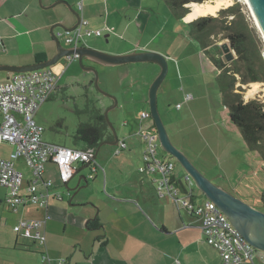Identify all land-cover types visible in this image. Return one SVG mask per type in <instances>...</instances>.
I'll return each mask as SVG.
<instances>
[{"label": "rangeland", "instance_id": "obj_1", "mask_svg": "<svg viewBox=\"0 0 264 264\" xmlns=\"http://www.w3.org/2000/svg\"><path fill=\"white\" fill-rule=\"evenodd\" d=\"M37 1L40 7H45L43 0ZM126 2L128 6L115 5L118 11L109 16L108 26L113 25L115 31L108 37H105L108 32L104 30L102 24L94 26L91 18H85L88 28L101 29L102 33L100 36H84L81 43L107 52L105 49L112 42V38L119 36L140 42V45H145L149 42V47L159 48L160 51H166L164 48L166 44L171 49L174 48V44L170 42L173 33L181 34L183 29L179 18L173 13L166 0H126ZM235 2L240 3L247 21L254 28L256 34H253V36L256 35L255 38L260 40L262 56L264 57V38L256 26L250 8L242 0H233V3ZM74 3L75 7H77L78 0H75ZM61 7V4H56L52 8ZM109 8L111 11L110 6ZM104 15H106V12L101 17L97 16V18L102 19ZM222 16L218 12L216 13L214 17H218V20L213 21L207 27L208 34L204 39L206 42L213 44L215 51L218 48L217 52L221 55H225L221 44L226 43L232 57H235L228 41L224 40L222 33L219 32ZM127 21L129 25L124 30L123 26ZM197 28L195 24L187 27L194 36L201 33L198 32ZM63 30L55 28L54 32L64 34ZM152 37L153 39L150 41ZM59 40L66 44L64 36L60 37ZM215 44L219 46L216 47ZM4 47L7 49L6 52H3L0 44L1 61L8 60L9 58L6 55L12 54V51L8 50L7 46ZM26 48L30 47L28 45L27 47L22 46V50H26ZM64 62L65 60L62 58L53 66L62 65ZM88 63V60L83 59V65H88ZM171 64L172 62L168 60L167 73L157 91L158 110L171 142L214 185L223 188L247 204L264 212V205L260 199L264 190V164L259 154L247 147L240 129L230 121L228 108L223 104L222 96L217 87V70L212 69V71L208 69L207 65L202 66L199 64L191 67L186 61L185 67L181 64L183 71H187L185 81L176 79L172 82ZM148 66L154 68V65L127 64V69H125L127 70V75L121 76L119 71L117 72L113 69L117 67L94 65L98 72L99 88L114 96L116 99V104L114 105V101L110 97L105 96L95 87L93 74L82 70L78 62L73 60L61 74L59 87L37 109L34 119L43 127L42 137L45 141L68 147L76 145L78 148L85 146L82 141L74 139L79 124L93 122L95 113L103 114L105 110L109 109L108 118L116 131L118 139H123L126 142V147H130V150L127 149L115 156L116 145L103 144L99 146L95 158V162L99 165L98 172H92L91 166L93 164L85 167L77 164L76 168L78 171L68 182L67 186L62 185L57 180L56 166H53L51 175L53 179L55 178L57 187L54 192H59L62 195V200H55V202L51 200L48 211L50 217L57 219L64 216L67 210L71 214L74 212L76 217H78L77 213L83 210L80 204L87 203L88 205L84 207L88 208L89 205L93 204L94 200H104L103 197L112 194L111 184H117L116 188H120L123 191L126 188L124 185L126 181L123 177L124 165L130 171L131 179L134 180V183L136 182V189L144 187V189L154 191L151 185V176L139 173L137 169L142 163L143 142L133 132L138 131L139 122H137L138 120L134 121L137 123L133 127V132L130 133L129 123L134 119L127 117L129 111L139 114L142 109L148 110L147 101H142L144 97L147 100L148 88L151 82L148 85L147 83L153 73ZM4 74L3 71H0V80L4 78ZM258 83V90L247 98L245 93L250 83L241 85L237 82L235 92L240 95L244 102L254 98L264 101V83ZM185 94H190L192 98L185 100ZM125 120H129V123H124ZM140 124V128L144 131L154 130L153 122L149 116L146 119H142ZM13 150V145L7 142L0 143V157L8 158ZM157 152L161 157H169L162 149ZM14 163L23 173L24 178L33 179L31 169L22 158L16 159ZM100 167L105 172L104 177L106 180ZM90 174L92 175L91 178H89ZM174 175L177 178H183L185 175L184 169L176 161ZM79 178L80 181L78 183ZM183 182L187 185L184 179ZM105 184L106 187L108 186L107 189ZM126 186L129 187V184H126ZM38 187L41 188L42 186ZM191 188L197 200L206 199L194 184ZM7 192L8 190L0 185V194H7ZM107 200L108 198L105 199V201ZM0 210H4V213H6L4 218L5 215L7 216L6 219L2 218L0 226L4 229L15 230L13 232L15 234L18 222L23 217L18 214L21 209L19 208L17 212L11 211L12 209H9L4 200L0 203ZM182 214L184 217L186 216L184 211H182ZM58 225L59 230L62 232L64 220L59 218ZM190 230H192L193 237L198 235L199 241L202 240V243L211 248L210 254H207L210 258H213L211 264H222L218 252L206 243L200 229L195 227ZM190 264L200 263L197 259Z\"/></svg>", "mask_w": 264, "mask_h": 264}, {"label": "crops", "instance_id": "obj_2", "mask_svg": "<svg viewBox=\"0 0 264 264\" xmlns=\"http://www.w3.org/2000/svg\"><path fill=\"white\" fill-rule=\"evenodd\" d=\"M55 1L57 0H43L45 7H40L37 0H0V44L3 52L7 50L4 46H7L8 50L12 51V54L6 55L10 60L1 61L0 59V64H33L47 60L55 54L56 46L50 35V26L57 21H63L70 26L75 21L64 4H61L63 8L50 7ZM65 1H68L84 18H91L94 26L102 24L104 28L114 27L113 25L108 26V19L112 13L118 11L115 5L128 6L126 0H84L82 12H80L78 11V6L75 7V0ZM105 12L106 15L102 19L97 18V16L101 17ZM179 21L183 32L181 34L173 33L170 41L174 44L173 49L166 44L164 46L166 51H160L159 48L149 47V42L145 45H140V42H135L127 37L114 36L112 42L105 50L112 54L138 51L159 52L166 57L167 61L172 62V82L176 79L185 81L187 71H183L181 66L185 67L186 61L191 67H194L195 64L207 65L209 70L216 69L218 75L219 70L206 54V50L211 51L213 49V44L210 43L208 46L203 47L194 34H191L187 29L188 26L192 25L191 21H186L184 17L180 18ZM128 25L129 22L127 21L123 26L124 30ZM113 31H107L108 34L105 37H108ZM25 38L26 40H24ZM152 39L153 37L150 41ZM106 42L108 41L106 40ZM23 45L26 47L28 45L30 48L22 50ZM63 45L69 47L66 44ZM85 59L89 61L88 65L117 67L113 69L117 72L119 71L121 76L127 75V70H125L127 69V64L104 66L87 58ZM65 63L66 61L62 65L57 64L52 67L59 74V78L69 65H65ZM129 64L154 65V68L148 66L153 73L147 85L159 72V67L153 63ZM4 73V78L0 80V83L7 79L8 74ZM59 78L56 88L59 87ZM142 101L147 100L144 97ZM142 112L148 114V110L145 109H142L139 114L128 112L127 117L134 119L130 123L129 120L124 122L130 124V133L133 132L135 123L139 122V130L141 120L148 118L149 115L141 118ZM135 120L138 121L134 122ZM133 134H136V132H133ZM127 149L130 150V147L120 150L119 153ZM118 154L114 155L117 156ZM87 165H82V167ZM53 166L56 165L48 163L43 176L44 178L52 179L51 192L57 189L56 180L51 175ZM124 168L123 177L126 181L124 185L128 189L125 188L122 191V189L116 188L117 184H111L112 194L103 197L104 200H94L93 204L89 205L88 208L84 207L88 205L87 203L80 204L83 210L77 213L78 217H76L74 212L71 214L68 210L64 216L57 219L50 217L48 214L49 218L46 220L43 229L46 238V250L51 263L58 264L60 259H65V264H190L198 259L200 264H211L213 258L207 255L210 254L211 248L202 243V240L199 241L198 235L193 237L192 230H190L195 227L199 228L197 218L189 215L183 208H178L167 194H157L151 182L154 191L144 189V187L136 189V182L134 183V180L131 179L130 171L125 165ZM101 171L104 177L105 172L102 168ZM55 173H57V167L55 168ZM70 180L71 178L68 182ZM29 181L30 179L24 178L23 175L20 188L22 196L25 195V189ZM23 184L25 185L23 186ZM126 184H129V187ZM22 187L24 188L22 189ZM6 195L0 194V203L5 200ZM106 198H108L107 201H105ZM51 200L55 202L56 199L52 197L48 202L47 208L30 203H27L24 207L19 206L18 209L20 208L21 210L18 214L23 216L22 219H42L45 213L49 211ZM60 200H62V195ZM182 211L186 213L185 217ZM4 214H6L4 210H0V221L4 218ZM95 216L99 218L101 227L89 229L87 221ZM6 218L7 216L5 215L4 219ZM59 218L64 220L62 232L59 230ZM14 231L0 226V264H41L44 247L31 239L20 236L17 231L14 234ZM100 235L102 238L96 240V236ZM254 263L264 264V255L259 251L254 256Z\"/></svg>", "mask_w": 264, "mask_h": 264}, {"label": "built area", "instance_id": "obj_3", "mask_svg": "<svg viewBox=\"0 0 264 264\" xmlns=\"http://www.w3.org/2000/svg\"><path fill=\"white\" fill-rule=\"evenodd\" d=\"M82 1L78 0L77 3L80 12ZM104 30L111 32L114 27H106ZM63 32L64 34L61 32L55 34L59 39L64 36V42L69 47H76L82 44L84 36H100L102 30L88 28L87 20L81 15L75 28ZM63 58L66 61L65 65H68L77 58V54H69ZM58 78L59 74L52 67H43L12 73L0 83V143L7 142L14 146L8 158L0 157V185L8 190L5 202L12 211H16L19 206L24 207L27 203L47 208L52 197L56 200L61 199L60 193L51 192L52 179L43 177L48 163L56 165L57 177L62 185L76 172L77 164H93L92 172L98 170L99 165L94 159L96 151L94 146L85 145L78 148L47 142L42 137L43 127L34 119L39 106L56 90ZM191 98L190 94L184 96L185 100ZM147 116L145 112L141 113V118ZM136 135L143 142L142 163L137 168L138 172L151 176L156 193L167 194L178 208H183L189 215L197 218L203 239L219 252L222 264H255L254 256L258 250L232 227L227 216L214 202L208 198L197 200L191 188L193 182L186 173L183 178L175 177L174 158L169 155L168 158L158 155L157 151L161 147L155 130L144 131L139 128ZM122 149H126V142L119 139L114 154H118ZM18 158L24 160L33 175L24 196L20 194L23 173L14 165ZM91 177L90 174L89 178ZM48 218V213H45L42 219H21L17 226L20 236L44 247L41 264H52L46 250L43 229ZM259 252L264 255V252ZM58 264H65V259H60Z\"/></svg>", "mask_w": 264, "mask_h": 264}, {"label": "water", "instance_id": "obj_4", "mask_svg": "<svg viewBox=\"0 0 264 264\" xmlns=\"http://www.w3.org/2000/svg\"><path fill=\"white\" fill-rule=\"evenodd\" d=\"M247 1L260 27V32L264 37V0ZM56 4H64L70 14L74 17L75 21L70 26L66 25L63 21H57L50 26V35L52 36L56 46L55 54L47 60L33 64H0V71L6 72L8 74V78L10 73L30 71L43 67H51L66 55L76 53V60L82 70L91 72L93 74V82L95 87L105 96L110 97L114 101L115 105L116 99L114 98V96L108 94L107 92H104L99 88L97 69L93 65H83V59L87 58L97 64L104 66H118L129 63L156 64L159 67V72L149 85L147 93V103L148 115L153 122L154 130L156 132L161 149L170 157L175 159V161L190 177L195 187L206 198L214 202L216 206L227 216L232 224V227H234L242 235V237H244L246 241L250 243L256 250L264 252V212L247 204L246 202L227 192L223 188L214 185L192 164V162L186 157V155L171 142L157 105V91L168 69L166 57L155 51H138L124 54H112L104 52L95 47L86 46L83 43L76 47H65L56 36L54 29L61 28L64 30H72L79 24L81 15L72 7V5L68 1L57 0L52 3L50 7H53ZM185 7L188 8L186 5ZM221 47L227 59L230 60L232 58V55L227 44L223 43L221 44ZM108 112L109 109L105 110L103 116L108 128L111 131L112 140H104L98 145V147L103 144L116 145L119 140L116 131L108 118ZM98 147L95 151L94 159L96 158ZM75 173L76 172L73 173L71 178L75 175ZM79 181L80 178L78 179V183ZM63 185L67 186V182Z\"/></svg>", "mask_w": 264, "mask_h": 264}, {"label": "trees", "instance_id": "obj_5", "mask_svg": "<svg viewBox=\"0 0 264 264\" xmlns=\"http://www.w3.org/2000/svg\"><path fill=\"white\" fill-rule=\"evenodd\" d=\"M205 0H166L177 18H182L188 12L185 5L189 2H203ZM223 15L220 19L219 32L223 39L227 40L235 57L230 60L225 55L219 54L215 48L206 50L209 60L219 70L216 77L218 90L222 96L223 104L228 108L229 119L236 125L242 134L247 147L256 151L264 164V101L259 98L250 99L244 102L240 95L235 92V85L262 82L264 83V57L262 56V45L253 34L255 30L250 26L247 17L239 2H235L226 8L218 11ZM218 17L206 15L199 17L191 23L198 28L196 39L206 47L210 43L204 39L208 34L207 27ZM218 47V44H215ZM214 47V46H213ZM240 88V86H239ZM76 141H82L87 146H94L95 149L104 140H112V134L107 126L102 113H95L93 122L81 123L74 135ZM260 199L264 205V190ZM89 229L101 227L99 218L95 216L87 221ZM102 236H96V240ZM104 243V242H103Z\"/></svg>", "mask_w": 264, "mask_h": 264}, {"label": "bare ground", "instance_id": "obj_6", "mask_svg": "<svg viewBox=\"0 0 264 264\" xmlns=\"http://www.w3.org/2000/svg\"><path fill=\"white\" fill-rule=\"evenodd\" d=\"M242 1L246 5H248V7L250 8V5H249L247 0H242ZM232 3H233V0H205L203 2H189L186 4V6L189 8V10L185 14L184 19L186 21H193L199 17L206 16V15L215 16L216 13L220 9L226 8L229 5H231ZM251 13L253 14V11ZM253 17H254L256 26H257L258 30L260 31V27L257 23V20H256L254 14H253ZM258 86H259V83H257V82L250 83L249 88L247 89V91L245 93V97L247 98V97L251 96L252 94H254L258 90Z\"/></svg>", "mask_w": 264, "mask_h": 264}]
</instances>
